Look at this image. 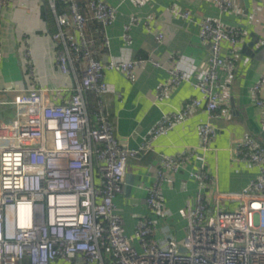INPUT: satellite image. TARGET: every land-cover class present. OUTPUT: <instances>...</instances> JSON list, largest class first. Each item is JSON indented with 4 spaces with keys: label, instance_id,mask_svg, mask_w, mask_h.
Instances as JSON below:
<instances>
[{
    "label": "built area",
    "instance_id": "2783aa9c",
    "mask_svg": "<svg viewBox=\"0 0 264 264\" xmlns=\"http://www.w3.org/2000/svg\"><path fill=\"white\" fill-rule=\"evenodd\" d=\"M13 1L0 0V7ZM61 1L67 12L58 15L60 32L53 37L61 46L57 64L64 75L83 64V76L66 104L48 105L42 89L22 91L10 103L14 118L0 122V264H264V146L245 134L234 149L235 160L258 169L259 175L243 189L241 205L233 209L224 208L235 197L215 189L217 180L208 172L205 157L219 134L214 124L221 108L219 71L235 70L242 31L205 19L200 38L211 45L212 53L205 68L179 55L170 58L167 68L152 59L103 64L88 38V25L96 22L105 30L116 20L117 10L104 0ZM149 1L135 0L138 5ZM210 1L221 13H228L237 0ZM179 16L189 20L191 13L179 12ZM136 23L132 19L131 24ZM131 24L125 27L127 41ZM163 39L156 37L158 43ZM226 42L230 49L223 57ZM147 63L169 75L156 90L157 102L184 83L191 84L199 97L164 115L139 147L130 148L116 137L106 111L105 96L112 89L105 74L118 72L134 83L137 71ZM88 92L97 100L93 113L85 98ZM251 93L264 126V79ZM200 109L207 120L198 128V146L161 155L155 182L147 189L148 210L169 216V211L161 210L165 182L197 159L199 152L204 154L199 170L190 173L199 184L195 200L181 212L188 222L186 238L159 241L150 217L141 218L135 236L129 237L115 204L127 186L129 161L154 151L158 139L187 124Z\"/></svg>",
    "mask_w": 264,
    "mask_h": 264
},
{
    "label": "crops",
    "instance_id": "0c3cea01",
    "mask_svg": "<svg viewBox=\"0 0 264 264\" xmlns=\"http://www.w3.org/2000/svg\"><path fill=\"white\" fill-rule=\"evenodd\" d=\"M104 1L117 10L116 20L105 30L96 22H91L87 29L95 55L103 64L112 60L152 59L167 68L170 58L179 55L205 68L212 53L211 45L200 38L201 23L212 19L242 31L235 70L232 73L219 71L221 108L220 118L214 121L219 134L205 154L207 170L217 180L215 189L224 196L235 197L227 201L224 208L239 207V195L257 179L259 171L236 161L234 149L245 134L252 135L264 146L260 109L251 93V88L264 79V3L237 0L232 11L221 13L210 0H151L139 5L135 0ZM65 12L67 7L61 0H54V7L51 0H14L8 7H0V122L7 123L14 118L15 107L10 103L22 91L44 90L48 105L69 102L81 81L84 65L76 64L64 75L57 64L61 46L53 37L60 32L57 17ZM179 12H190L191 18L185 20ZM134 18L138 23L132 25ZM130 24V40L127 41L125 27ZM159 35L164 36L161 43L156 40ZM229 49V43H224L223 57L228 55ZM168 77L166 69L149 63L137 71L134 83L118 72H106L105 79L112 93L105 96V108L120 142L130 148L139 147L159 119L199 97L191 84L184 83L164 101L157 102L156 90ZM192 80L195 82V77ZM85 98L93 113L97 109L95 94L88 92ZM206 120L205 110H198L187 124L158 139L154 151L129 161L127 186L115 199L128 236H135L141 218L150 217L156 226V239L162 242L183 240L177 238L175 227L168 222L178 217L188 203L194 202L199 184L190 173L199 170L204 154L199 152L197 159L165 182L161 210L169 211V216L148 210L147 189L155 182L161 155H174L198 146V128Z\"/></svg>",
    "mask_w": 264,
    "mask_h": 264
},
{
    "label": "rangeland",
    "instance_id": "374dc122",
    "mask_svg": "<svg viewBox=\"0 0 264 264\" xmlns=\"http://www.w3.org/2000/svg\"><path fill=\"white\" fill-rule=\"evenodd\" d=\"M168 224L173 225L177 231V238L178 239H184L187 236V226H188V222L187 220L182 216V213L176 217L173 218L172 220H170L168 222ZM175 232V231H174ZM131 237V236H129ZM137 243V242H136Z\"/></svg>",
    "mask_w": 264,
    "mask_h": 264
},
{
    "label": "trees",
    "instance_id": "16d2710c",
    "mask_svg": "<svg viewBox=\"0 0 264 264\" xmlns=\"http://www.w3.org/2000/svg\"><path fill=\"white\" fill-rule=\"evenodd\" d=\"M105 259H106V262H108L110 260V256L108 253L105 252Z\"/></svg>",
    "mask_w": 264,
    "mask_h": 264
},
{
    "label": "water",
    "instance_id": "95a60500",
    "mask_svg": "<svg viewBox=\"0 0 264 264\" xmlns=\"http://www.w3.org/2000/svg\"><path fill=\"white\" fill-rule=\"evenodd\" d=\"M182 251H184V250H182Z\"/></svg>",
    "mask_w": 264,
    "mask_h": 264
}]
</instances>
